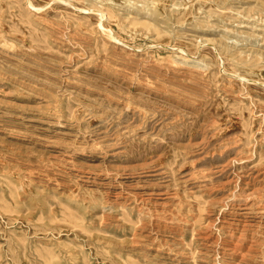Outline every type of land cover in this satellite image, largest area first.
<instances>
[{
  "label": "rangeland",
  "instance_id": "obj_1",
  "mask_svg": "<svg viewBox=\"0 0 264 264\" xmlns=\"http://www.w3.org/2000/svg\"><path fill=\"white\" fill-rule=\"evenodd\" d=\"M263 173L264 0H0V264H226Z\"/></svg>",
  "mask_w": 264,
  "mask_h": 264
},
{
  "label": "bare ground",
  "instance_id": "obj_2",
  "mask_svg": "<svg viewBox=\"0 0 264 264\" xmlns=\"http://www.w3.org/2000/svg\"><path fill=\"white\" fill-rule=\"evenodd\" d=\"M103 16V15H102ZM102 18V17H101ZM102 22V21H101ZM100 23V22H99ZM101 25V24H100ZM111 32V31H110ZM111 34V33H109ZM112 36V35H111ZM120 41V40H119ZM195 65V64H194ZM198 65V64H197ZM200 69V66H198ZM202 68V67H201ZM193 69V68H192ZM187 71V69H186ZM198 71V70H197ZM176 73V72H175ZM194 73V72H193ZM196 73V71H195ZM201 73V72H200ZM184 74V73H182ZM198 74V73H197ZM186 75V74H185ZM188 75V74H187ZM203 140V139H202ZM227 146V145H226ZM237 156V155H235ZM234 156V157H235ZM234 160V159H233ZM227 161V160H226ZM225 164H228V161L227 163L224 162ZM226 167V166H225ZM227 168V167H226ZM214 171V168H212ZM223 169V168H222ZM216 170V168H215ZM220 170V169H219ZM224 170V169H223ZM222 170V171H223ZM263 170V169H262ZM221 171V170H220ZM219 171V172H220ZM99 172V171H98ZM237 172V171H236ZM128 173V172H127ZM257 173V172H256ZM150 174V173H149ZM243 174V173H242ZM249 174V173H248ZM247 174V175H248ZM253 174V173H252ZM251 174V175H252ZM264 174V173H263ZM240 175V174H238ZM237 175V176H238ZM244 175V174H243ZM261 176V175H260ZM263 177V176H262ZM230 178V177H229ZM87 179H89L87 177ZM236 179V178H235ZM244 179V178H243ZM253 179V178H252ZM256 179V178H255ZM222 180V179H221ZM232 180V179H230ZM230 180H227L230 182ZM246 180V179H244ZM248 180V179H247ZM223 181V180H222ZM235 181V180H234ZM238 180H236L237 182ZM98 182V181H97ZM111 182V181H110ZM136 182V181H135ZM224 182V181H223ZM263 182V181H262ZM155 183V182H154ZM227 184V182H224ZM247 185L250 183L248 182H245ZM254 183V182H253ZM258 183V182H257ZM100 184V183H99ZM133 184V183H132ZM135 184V183H134ZM148 184V183H147ZM231 184V183H230ZM105 185V184H104ZM114 185V184H113ZM232 185V184H231ZM230 185V186H231ZM241 185V184H240ZM253 185V184H252ZM261 185V184H260ZM263 185V184H262ZM242 186V185H241ZM244 186V185H243ZM132 187V186H131ZM220 187V186H219ZM233 187V186H232ZM261 187V186H260ZM114 188V187H113ZM256 189V187H254ZM253 188V189H254ZM258 188V187H257ZM262 189H264L263 187H261ZM110 189V188H109ZM127 189V188H126ZM125 189V190H126ZM245 189V188H244ZM260 188H258L257 190L259 191L258 193H260L261 191L259 190ZM121 190H124V189H121ZM132 190V189H131ZM129 190V191H131ZM256 190V191H257ZM112 191V190H111ZM133 191V190H132ZM234 191V190H233ZM246 191V190H244ZM123 192V191H122ZM135 192V191H133ZM161 192V191H160ZM239 192V190L237 191ZM241 192V190H240ZM250 192V191H248ZM116 194V192H114ZM137 193V191H136ZM144 193V192H143ZM142 193V194H143ZM163 193V192H162ZM235 193V192H234ZM242 193V192H241ZM244 193V192H243ZM257 193V194H258ZM128 194V193H127ZM138 194V193H137ZM249 194V193H248ZM246 194V195H248ZM126 195V194H125ZM129 195V194H128ZM226 193H225V197H226ZM238 195H243V194H239ZM245 195V194H244ZM243 195V200H244V196ZM250 195V194H249ZM122 196H124L122 194ZM142 198H143V195H141ZM237 196V194H236ZM251 196V195H250ZM249 196V197H250ZM255 196V195H254ZM261 196V194H260ZM259 196V197H260ZM235 197V195H234ZM240 197V196H238ZM237 197V199H238ZM248 197V196H246ZM145 198V197H144ZM143 198V200H144ZM224 198V197H223ZM227 198V197H226ZM262 198V197H261ZM119 199V198H118ZM126 199V198H125ZM248 199V198H247ZM258 199V197L256 198ZM141 200V198L139 199V201ZM146 200V199H145ZM148 200V199H147ZM146 200V201H147ZM219 200V199H218ZM222 200V199H221ZM220 200V201H221ZM224 200H227V199H224ZM239 200V199H238ZM253 200V199H252ZM251 200V202H252ZM117 201V200H115ZM134 201V200H133ZM138 201V200H137ZM232 201V200H231ZM242 201V200H241ZM238 202V203H231L229 204V214H227L226 216H221V219L220 221L223 222V223H218V217H216V219H214L210 225L215 228L217 227V229L219 231H223L224 233V238L223 240L221 241L223 243V250L219 251L222 253V256L223 258L227 261L226 264H245L244 262H247L249 261L250 259L255 261L258 257V253L260 254V252L262 253V249L261 247L264 245V230L262 231L261 230V223H257L254 219H253V216H252V212L255 210V208L253 207V204H249L246 200V202L244 201L243 203ZM256 201V200H255ZM161 202V201H160ZM165 202V201H164ZM164 202H161V203H164ZM219 202V201H217ZM230 202V201H229ZM259 201L255 202L256 204L258 203ZM142 203V202H141ZM145 203V202H144ZM158 203V202H157ZM226 203V201H225ZM166 204V203H164ZM168 204V203H167ZM220 204H224V202L220 203ZM260 204V203H259ZM139 205V204H138ZM142 205V204H141ZM171 205V204H170ZM225 205V204H224ZM263 206H260L259 205V211H262L260 214V216L258 217H262L261 218V221L264 223V203H262ZM227 206V205H226ZM168 207V206H167ZM142 206H141V210H142ZM166 208V207H165ZM148 209V208H147ZM155 210V208H153ZM157 209H158V206H157ZM163 209V207H162ZM167 209V208H166ZM149 210V209H148ZM257 210V209H256ZM165 212V211H164ZM155 213V212H154ZM255 215V214H253ZM161 216V214H160ZM164 216V215H163ZM162 216V217H163ZM216 216V215H215ZM219 216V215H218ZM215 218V217H214ZM158 220V219H156ZM260 220V219H259ZM209 222V221H208ZM207 223V222H206ZM263 225V224H262ZM210 227V226H209ZM208 227V228H209ZM207 228V229H208ZM211 229V228H210ZM213 231V230H212ZM217 232V231H216ZM206 233V232H205ZM215 234V233H213ZM211 233V230L210 232L207 233V235H203L205 236V239L207 238L208 241L211 240V244L213 245V247H215L217 249V243H219V237L216 236L214 238V235ZM139 235V234H138ZM141 235V234H140ZM214 238V240H213ZM221 240V239H220ZM208 245V244H207ZM222 245V244H221ZM206 246V245H205ZM210 246V245H209ZM220 247V245H219ZM210 248V247H209ZM213 249V248H212ZM219 249V248H218ZM212 252V251H211ZM218 252V251H217ZM264 254V253H263ZM218 255H221L220 253ZM222 258V259H223ZM214 259V257H213ZM219 259V258H218ZM215 262V261H213ZM254 263V262H253ZM263 263V262H261ZM215 264V263H214Z\"/></svg>",
  "mask_w": 264,
  "mask_h": 264
}]
</instances>
